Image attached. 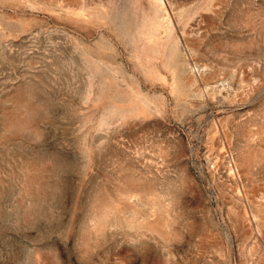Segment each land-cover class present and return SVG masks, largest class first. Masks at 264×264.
Listing matches in <instances>:
<instances>
[{
	"label": "rangeland",
	"instance_id": "1",
	"mask_svg": "<svg viewBox=\"0 0 264 264\" xmlns=\"http://www.w3.org/2000/svg\"><path fill=\"white\" fill-rule=\"evenodd\" d=\"M0 264H264V0H0Z\"/></svg>",
	"mask_w": 264,
	"mask_h": 264
}]
</instances>
